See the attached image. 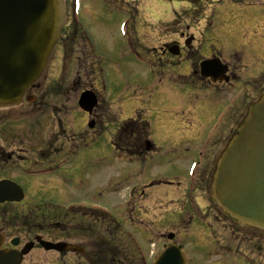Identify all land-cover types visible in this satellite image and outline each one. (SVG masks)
<instances>
[{
	"label": "flooded vegetation",
	"instance_id": "flooded-vegetation-1",
	"mask_svg": "<svg viewBox=\"0 0 264 264\" xmlns=\"http://www.w3.org/2000/svg\"><path fill=\"white\" fill-rule=\"evenodd\" d=\"M199 3L195 6L196 12L202 11L200 0ZM257 15L253 20L233 15L229 19L233 27L224 23L223 29L228 27L226 39L231 41L228 52L220 51L217 41L201 40L199 34L196 37L187 21L183 22V30L169 35L160 46L147 48L142 41V44H135L136 50L133 51L145 59L159 77L167 78L172 73L170 77L182 79L179 84H183V89L169 90L164 102L166 105H177L175 112L164 110L165 115L172 113L174 117H159L153 132L156 137H162L165 146L176 154L193 152L191 154L195 157L191 160L194 167L191 170L190 164L186 171L166 168L163 180L159 176L158 181L150 186L165 185L180 189L178 196L187 199L193 205L191 209L203 213L204 219L212 218L220 231L219 252H225L232 258L233 264L247 259L251 241L246 240L247 225L236 224L216 204L212 179L219 153L244 119L247 107L264 91V75L259 73L258 80H253L247 76L246 66L247 56L255 59L264 48L252 42L247 48V40L256 34L247 30V20L255 24L264 22V9H260ZM68 29L71 34L72 28ZM205 34L203 32L201 36ZM204 61H209L204 71L210 75L209 78H205L200 69ZM91 84L88 89L93 90ZM74 92L64 85H35L25 93L17 108L0 110V134L14 143H17L12 134L14 120L41 114L43 110L48 112L46 117L52 119L46 145L39 150V159L36 158L34 164L28 163L27 157L19 154L18 149L8 151L0 145V201H3L0 202V252L19 255L29 247L28 253L22 255L21 261L17 260L16 264H154L156 256L165 247L173 244L180 246L177 241L174 242L175 234L172 240L167 238L170 234L160 235L158 240L164 241L160 246L153 239L145 253L138 242L140 232H128L121 225L124 216L110 214L106 208H76L71 186L77 168L67 166L72 164L79 148L90 146L91 141L81 145L75 141ZM94 92L96 107L90 114L80 111L85 123L96 124L101 110L107 108L106 102L105 106L102 105L104 100L99 92ZM52 93L59 95V100L47 101V96ZM179 116L184 118L179 122L182 129L174 125ZM33 120L35 128L42 127L39 117L29 121ZM99 124L102 125L101 122ZM193 124H198L201 131L191 132ZM133 129L138 131V127ZM120 134L117 144L123 149ZM127 134L136 138L130 146L132 154L138 160L144 159L148 146L145 140L139 139L132 129ZM23 142L21 139L20 146ZM38 143L43 145L45 142L41 139ZM20 151L23 153L25 150L20 148ZM45 155L46 163L41 164L39 160L44 162ZM170 170L175 173L168 175ZM127 219L133 222L132 227L142 229L138 215L129 214ZM218 222L228 224L220 227ZM144 229L148 231L146 227ZM57 245L60 247L58 250L53 247Z\"/></svg>",
	"mask_w": 264,
	"mask_h": 264
},
{
	"label": "rangeland",
	"instance_id": "rangeland-1",
	"mask_svg": "<svg viewBox=\"0 0 264 264\" xmlns=\"http://www.w3.org/2000/svg\"><path fill=\"white\" fill-rule=\"evenodd\" d=\"M196 1L199 0H187V3L184 0H81L77 21L88 34L95 55L91 54L88 47H84V38L82 35L78 36L80 34L78 32L75 33L74 42L72 40L70 44L66 30L61 46L58 45L53 50L37 84L42 86L58 84L75 90L73 104L75 105V141L80 145L84 142L88 143V140L92 142L86 148H79L72 164L67 166L77 168L71 186L76 208H106L113 215L124 216L121 225L128 232L132 230L140 232L138 242L145 253L149 250L150 241L154 239L153 242L160 246L164 243L158 240L160 235L173 233L176 236L174 242L177 241L182 246V252L190 263L233 264L232 258H229L225 252H219L220 231L214 225L212 218L213 222L204 219L203 213L191 209L193 205L187 199L178 196L177 192H181L180 189L165 185L150 186L152 182L158 181L159 176L160 180H163L166 168H182L186 171L191 160L195 158L191 154L193 152L180 155L176 151V154L174 150L165 146L162 137L154 135L153 144L157 148L162 147L161 151L156 155L153 154L149 160L131 162L126 158L118 159L116 151L110 145V141L114 140L117 130L119 132L123 124L120 122L124 120L133 119L136 115L139 118L140 115V125L145 126L141 128L148 129L153 127V124L159 123L157 122L159 117L163 119L174 117L172 113L165 115L164 110L171 109L175 112L177 105H166L164 102L167 100L169 90L184 87L183 84H179L182 80L179 77H170L172 73H169L167 78L159 77L145 59L144 63L141 62L133 53L136 50L135 44H142L143 41L147 48L158 47L169 35L183 30L184 21H187L188 25L193 27L190 31L196 34V37L199 34L198 38L201 40L217 41L220 43L219 50L228 52L231 41L226 39L228 27L223 29L224 23L233 27L229 21L233 15L247 16L253 20L258 17V11L264 9V0H202L205 7L202 14L200 11L189 10L188 4L194 6ZM185 3L187 9L184 8ZM65 5L69 16L71 0H65ZM199 14L205 18L198 19ZM71 22L70 15L66 25L70 26ZM124 25L126 28L122 34ZM263 26L264 22L255 24L248 23L247 20L249 33L251 30L256 33L247 40V48L250 42L264 47ZM203 32L206 36L202 37ZM69 36L73 39V33ZM261 52L262 54L255 59L246 55L247 76L253 80H258L259 73L264 75V48ZM96 56L101 59V69L105 76V97L102 105L105 106L106 101L110 105L106 102L107 108L101 110V114L96 119L97 123H94L92 130H89L86 125L89 121L85 123V120H82L77 102L81 92L91 83L93 90H97L98 78L93 73L98 67ZM97 92L100 94L99 90ZM46 100L49 102L59 100V95L52 93ZM46 113L48 112L43 110L41 114L14 120L15 128L12 134L15 135L18 144L3 138L4 134H0V145L8 151L18 149L19 154L27 157L28 163L34 164L36 158L39 159V150L46 145V137L51 129L52 119L46 117ZM37 117L42 123L41 128H35L34 120L29 121ZM183 120L181 116L177 117L174 124L177 129L183 128L179 123ZM100 122L102 125L99 124ZM148 122L150 124H147ZM197 128L198 124H193L191 132L196 130L200 132L201 128ZM16 129L21 130L22 133L19 134ZM126 130L129 131L130 128ZM125 132L122 131L126 138ZM101 133L102 136L96 142V137ZM21 139L24 142L20 146ZM41 139L45 142L43 145L38 143ZM122 142L120 145L125 147L127 140ZM20 148L25 151L21 153ZM46 157L47 155L44 157V162L42 159L39 160L41 164L46 163ZM167 173L169 175L175 172L170 170ZM202 204L205 206L204 203ZM133 210L134 212L131 213ZM129 214L139 216V225L142 229L132 227L133 222L127 219ZM220 221L223 222L221 218ZM224 223L218 222L220 227L228 224ZM145 227L148 231H144ZM246 240L251 241L249 245L251 249H247L249 258L242 259L240 264H264V233L256 229L247 230Z\"/></svg>",
	"mask_w": 264,
	"mask_h": 264
},
{
	"label": "water",
	"instance_id": "water-1",
	"mask_svg": "<svg viewBox=\"0 0 264 264\" xmlns=\"http://www.w3.org/2000/svg\"><path fill=\"white\" fill-rule=\"evenodd\" d=\"M64 22V0H0V109L17 105L41 76ZM79 104L90 110L94 99L84 93ZM216 168V203L238 224L264 231V94L249 106ZM20 258L0 252V264ZM155 264H182V258L169 248Z\"/></svg>",
	"mask_w": 264,
	"mask_h": 264
}]
</instances>
